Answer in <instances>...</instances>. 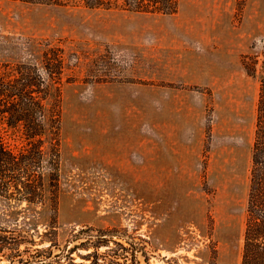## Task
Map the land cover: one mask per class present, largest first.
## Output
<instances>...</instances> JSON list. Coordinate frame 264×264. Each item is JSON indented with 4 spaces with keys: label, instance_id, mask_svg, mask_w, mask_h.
<instances>
[{
    "label": "rangeland",
    "instance_id": "rangeland-1",
    "mask_svg": "<svg viewBox=\"0 0 264 264\" xmlns=\"http://www.w3.org/2000/svg\"><path fill=\"white\" fill-rule=\"evenodd\" d=\"M179 5L163 16L0 0V65L39 59L47 45L64 59L61 131L44 147L52 164L4 135L32 156V193L45 169L57 225L49 202L0 192V264H24L52 243L46 260L55 264L99 231L140 243L141 264H241L264 0Z\"/></svg>",
    "mask_w": 264,
    "mask_h": 264
},
{
    "label": "trees",
    "instance_id": "trees-1",
    "mask_svg": "<svg viewBox=\"0 0 264 264\" xmlns=\"http://www.w3.org/2000/svg\"><path fill=\"white\" fill-rule=\"evenodd\" d=\"M17 1V0H16ZM35 5L61 8L80 7L93 10H113L121 8L137 14L175 15L179 11V0H18ZM39 51V59L17 64L0 65V192L7 199L28 201L29 203L49 202L51 205L50 226L55 229L58 221V196L44 193L45 169L42 168L38 189L32 193L25 178H28L32 156L28 152L11 148L5 134L14 132L20 142L36 145L35 159L38 163L52 164L46 145L52 149L57 142L55 136L61 131L62 79L64 59L61 50L51 48ZM26 60V59H25ZM26 176V177H25ZM48 174V180H51ZM51 185V184H50ZM14 189L17 193H8ZM17 197V198H16ZM20 197V198H18ZM54 225V226H53ZM99 231L98 239L86 238L79 245L62 251L55 264H141L139 255L148 262L143 246L137 242H122L121 237ZM109 236L111 239L107 240ZM117 237L116 240L114 238ZM52 243L47 250L36 249L24 264H48L52 258ZM104 248V251L101 249ZM85 250L86 255L78 253ZM78 253L80 261L73 257ZM45 254H51L49 257ZM62 257H65L64 259ZM45 258V259H44ZM30 259H36L31 262ZM38 259V260H37ZM64 261V263H61ZM54 264V263H49ZM241 264H264V80L261 82L258 104L255 140L252 153L250 193L247 219L244 231Z\"/></svg>",
    "mask_w": 264,
    "mask_h": 264
}]
</instances>
